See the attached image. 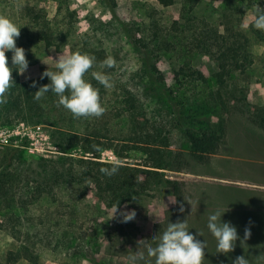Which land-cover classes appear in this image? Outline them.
<instances>
[{
  "label": "rangeland",
  "instance_id": "1",
  "mask_svg": "<svg viewBox=\"0 0 264 264\" xmlns=\"http://www.w3.org/2000/svg\"><path fill=\"white\" fill-rule=\"evenodd\" d=\"M188 2L173 0L164 5L157 0H0V14L21 27L17 47L25 49V37L37 33L35 23H45L48 33L65 39L58 53L82 51L94 56L95 63L87 75L103 71L113 82L112 88L99 92L105 109L120 105L127 91L143 94L144 85L154 86L144 68L143 56L148 55L149 65L162 74L157 82H162L168 96L159 102L153 93L148 94L144 100L147 116L155 120L161 110L170 128V147L181 152L182 170L193 171L195 157L172 111L181 109L202 123L240 116L241 111L264 110V31L252 27L253 14L258 6L264 8V0H198L191 10ZM135 37H139L140 46L133 44ZM30 51L43 54L19 74L21 80L41 76L48 67L56 70V45L42 44L37 49L30 47ZM109 57L114 59V67H102ZM186 66L200 69L205 80L189 76ZM222 66L227 70L219 79ZM233 97L236 100L228 101ZM112 111L87 118L90 122L94 119L95 126L104 127V122L116 123L112 118L107 120L114 114L119 119L117 128H123V111L120 107ZM182 121L186 125L191 122L190 118ZM50 134L46 125L16 121L0 126V149L18 146L24 155H46L56 149ZM100 156L104 161L117 160L111 149H104ZM126 160L140 163L142 153L132 150ZM179 172L168 170L166 176L178 180ZM164 184L148 194L134 196L119 208H103L88 199L68 204L64 193L61 200L45 195L30 205L14 203L17 208L13 210L0 207V264H128V257L142 250L141 242L154 247L168 223L177 222L171 190ZM123 212H135L137 220L125 224ZM189 226L196 232L201 230V225ZM234 226L240 237L234 250L214 259L211 252L217 247L211 242L215 238L197 237L207 243L203 264H227L224 259L232 257L233 262L240 256L246 257L249 264L260 263L264 225ZM246 228L251 235L244 239ZM203 230H208L207 225Z\"/></svg>",
  "mask_w": 264,
  "mask_h": 264
},
{
  "label": "trees",
  "instance_id": "2",
  "mask_svg": "<svg viewBox=\"0 0 264 264\" xmlns=\"http://www.w3.org/2000/svg\"><path fill=\"white\" fill-rule=\"evenodd\" d=\"M157 1L168 5L173 0ZM188 1V10H191L198 0ZM35 24L36 35L25 37V55L29 64L37 62L43 54L30 51V47L37 49L42 44L47 47L56 45L53 55L55 59L59 47L65 41L63 37L48 33L45 23ZM132 42L135 46L142 44L139 37L132 38ZM75 52L77 51L73 53ZM6 55L11 66V52ZM148 60V55H144L145 73L149 83L154 86L144 85L143 94L127 91L124 100L118 102L120 105L106 108V114L121 108L126 116L122 121L124 127L121 129L117 128L119 119H115L114 114L107 120L112 118L116 123L106 125L104 122V127L95 126L94 119L90 122L88 118H74L68 110L58 106V98L54 93L50 92L39 101L35 100L34 93L41 85L50 83V80L47 77L41 79V76L21 80L19 74L13 71L15 84L7 94V103L0 105V126H7L16 121L46 125L51 129L50 135L56 149L46 155H24L18 146H5L0 149V207L5 206L7 210H13L17 208L14 203L19 206L30 205L45 195L54 200H61V194L64 193L69 199L68 204L88 199L103 208H119L134 196L148 194L152 188L164 182V185L177 195L179 183L168 179L166 173L168 170L182 169V155L180 151L170 147V128L166 125L161 110L155 120H150L147 116L148 109L144 100L148 94L153 93L159 102H163V98L168 96L162 82H157V79L163 78L162 74L156 66L149 65ZM185 69L189 76L205 80V74L200 69L190 66ZM226 70L222 66L218 74L219 79H222ZM87 74L85 78L101 94L104 93L105 87ZM33 81L36 82L35 87L32 86ZM234 100L235 97L228 99L230 102ZM54 111H58V114H53ZM172 112L174 122L183 128L184 136L189 142V151L195 158H203L204 155L217 151L222 142L224 118L216 122L204 120L197 123L195 120L198 121V118L184 114L181 109L175 108ZM241 112L264 128V110L254 113ZM118 115L120 116L121 112ZM182 118H190L191 122L186 125ZM195 124H198V128L194 127ZM104 149H111L120 161L118 172L111 176L100 171L102 167H110L113 163L101 160L100 155ZM132 150L142 153L140 163L126 160ZM17 188L19 190L16 193Z\"/></svg>",
  "mask_w": 264,
  "mask_h": 264
},
{
  "label": "clouds",
  "instance_id": "3",
  "mask_svg": "<svg viewBox=\"0 0 264 264\" xmlns=\"http://www.w3.org/2000/svg\"><path fill=\"white\" fill-rule=\"evenodd\" d=\"M253 15L252 27L264 31V8L258 6ZM20 29L21 27L13 19L0 14V105L7 103V94L15 84L12 72L24 74L29 67L25 49L17 47L16 44ZM8 52H11V66L6 55ZM53 60L56 70L50 71L48 67L41 74V79L47 77L50 83L41 85L34 93V99L39 101L51 92L58 98V106L68 110L74 118L102 116L106 109L102 105L99 90L85 78L89 70L93 68L95 57L81 52L58 53ZM114 65L115 61L111 57L102 62V67L112 68ZM91 76L106 89L113 87L111 77L106 72L92 71ZM32 86H36L35 81ZM119 168L120 161L116 160L110 167H102L100 171L111 176L117 173ZM180 211H184L183 207ZM226 211L218 210L210 214L207 221V229L217 242V253L223 254L232 252L237 240L240 239L237 228L231 222H225L222 219ZM121 216L125 224H131L137 220L135 212H123ZM250 235V230L246 228L244 239ZM198 236L202 234L199 232L193 234L187 219L175 223L169 222L158 243L153 247L148 245V242H141L139 248L142 250L136 252L134 256H129L128 264H203L207 243L205 240L198 239ZM145 245L148 246L145 247ZM233 264H249V260L240 256L233 261Z\"/></svg>",
  "mask_w": 264,
  "mask_h": 264
},
{
  "label": "crops",
  "instance_id": "4",
  "mask_svg": "<svg viewBox=\"0 0 264 264\" xmlns=\"http://www.w3.org/2000/svg\"><path fill=\"white\" fill-rule=\"evenodd\" d=\"M195 161L193 171L180 170L177 195L169 188L177 221L187 219L188 226L201 225L199 233L207 238L212 235L203 228L208 216L218 210L228 209L222 219L232 225H264V128L245 114L224 118L217 151ZM189 229L197 233L196 228ZM211 243L216 246L217 242ZM213 251L212 259L222 254ZM263 256L264 252L259 264H263ZM233 259L224 260L233 264Z\"/></svg>",
  "mask_w": 264,
  "mask_h": 264
}]
</instances>
